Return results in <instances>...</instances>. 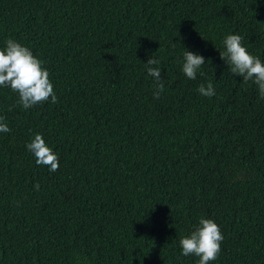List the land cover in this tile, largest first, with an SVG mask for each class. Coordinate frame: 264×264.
I'll list each match as a JSON object with an SVG mask.
<instances>
[{
	"label": "trees",
	"instance_id": "1",
	"mask_svg": "<svg viewBox=\"0 0 264 264\" xmlns=\"http://www.w3.org/2000/svg\"><path fill=\"white\" fill-rule=\"evenodd\" d=\"M230 34L264 63V0H0V50L28 47L57 97L0 87V264H197L179 241L201 218L224 237L209 264H264V98L221 59Z\"/></svg>",
	"mask_w": 264,
	"mask_h": 264
},
{
	"label": "clouds",
	"instance_id": "2",
	"mask_svg": "<svg viewBox=\"0 0 264 264\" xmlns=\"http://www.w3.org/2000/svg\"><path fill=\"white\" fill-rule=\"evenodd\" d=\"M242 37L236 34L227 35L223 40L225 52L220 53L234 76L243 80H251L258 88L260 97L264 98V63L259 57L251 55L241 44ZM159 60L149 58L147 73L156 81V91L153 98L158 99L164 90L161 78V69L151 67L158 65ZM205 65V57L185 49L183 54L182 72L190 80L197 78L198 70ZM200 75H203L201 72ZM0 87H10L19 96L18 103L28 109L32 106L51 99L57 102L53 85L49 79L48 71L42 67V61L33 55L32 51L13 39L6 41V47L0 50ZM200 95L211 97L215 95L211 82L198 88ZM11 110V109H9ZM0 117V132H10L11 129ZM27 150L34 154L38 165L48 166L51 172L59 168L57 155L48 147L40 134H36L32 141L26 145ZM34 187L38 190L39 184ZM224 237L219 226L211 219L201 218L198 226L190 235L180 239L179 243L183 256L194 255L199 257L197 264H209L215 261L221 250Z\"/></svg>",
	"mask_w": 264,
	"mask_h": 264
}]
</instances>
